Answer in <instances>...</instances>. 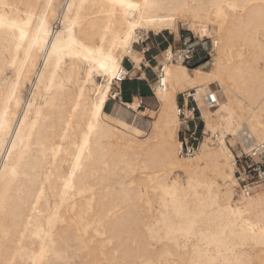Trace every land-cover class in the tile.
<instances>
[{"label": "bare ground", "instance_id": "obj_1", "mask_svg": "<svg viewBox=\"0 0 264 264\" xmlns=\"http://www.w3.org/2000/svg\"><path fill=\"white\" fill-rule=\"evenodd\" d=\"M178 23L216 46L209 68L160 61L145 144L105 107L125 58L145 79L134 45ZM179 94L204 124L192 157ZM242 135L237 154L264 145V0H0V264H264V183L239 190L225 142Z\"/></svg>", "mask_w": 264, "mask_h": 264}, {"label": "built area", "instance_id": "obj_2", "mask_svg": "<svg viewBox=\"0 0 264 264\" xmlns=\"http://www.w3.org/2000/svg\"><path fill=\"white\" fill-rule=\"evenodd\" d=\"M178 44L177 48L168 44L160 53V61L162 60L165 63L178 62L187 67H194L211 59L216 46L211 39L209 41L207 39L199 40L194 36L184 34L179 35ZM148 50L146 52H148ZM152 71L156 75V81L161 80L163 65L160 64V62H156ZM126 80L130 79H125L124 77L117 78V81L121 84ZM151 92L153 94L152 88ZM180 97L181 100L177 102L178 116L182 126V130L180 131L181 148L179 155L180 157H192L198 150V131L200 130L203 120L193 94H180ZM205 104L207 106L215 105V98L213 95L209 94L205 97ZM234 156L237 167L235 176L239 183V190L244 189L249 183L257 181H262L264 183L263 144L254 146L251 148L250 152L240 151L239 154L235 153Z\"/></svg>", "mask_w": 264, "mask_h": 264}, {"label": "rangeland", "instance_id": "obj_3", "mask_svg": "<svg viewBox=\"0 0 264 264\" xmlns=\"http://www.w3.org/2000/svg\"><path fill=\"white\" fill-rule=\"evenodd\" d=\"M185 28L186 27L183 26L182 23H178L179 35L184 34V35L194 36L192 33L186 31ZM210 36H212V35H210ZM261 36H262V31L258 30L257 37L259 39H262ZM194 37L196 38L197 36H194ZM144 38L145 39L143 40V42L140 41L139 44L134 45V49L137 52H141L142 49H146V50L149 49L148 52L143 54L144 61L141 64V70L145 74V79L144 80H138L137 79L140 75V72L139 71H137L136 73L132 72V71H136V70H133V68L131 69V66H130V63L128 62V59L125 58L123 61V67L129 71V79L130 80H126L125 82H123L120 85L121 101L116 100V101L107 102V105L105 107V111L110 112L115 105V112L117 111L120 115H122L125 118V120H126L125 123H127L130 126H133L136 129H138L139 133L137 135V137H138L137 140L138 141H144L145 144H150L149 143L150 141L155 142V140H151L149 138H152V136H154V132L152 131V124L151 123L154 121V119L157 115V110H158L157 102H156V100H155V98L151 92V84H153L156 81V75L154 74L152 69H154L156 62H160V59H161L160 53L162 52V50L164 48H166L168 46V44L174 48L178 47L179 36H176L173 33L170 34L168 31H164L161 34H156V35L153 33H150ZM205 39H207L208 41L210 40V38L209 39L205 38ZM240 51H242L243 53H246L247 49L245 48V46H240ZM210 60L211 59H209L207 61L208 63H206V61H205V62L200 63L199 65L201 66V64L205 63L204 65L207 68H209ZM199 65H197V67ZM262 65H263L262 61H259V66H262ZM195 67L196 66L188 67V68L191 69V68H195ZM6 73H7L6 76L10 75L9 72H6ZM111 90H113L112 87H111ZM22 94L26 95V91H22ZM131 95H134V97H138V100H140L141 109H139L138 112H133L132 110H129L126 107V104H125L126 108L121 105L122 102L127 103V104L130 103L132 101V99L134 98V97L132 98ZM176 100H177V102H179L181 100L180 94L177 95ZM146 109H147V111H146ZM143 111H144V113H143ZM151 112L153 114L152 116L149 115V114H151ZM142 113L145 115H141ZM114 118H117V117H114ZM117 119H119V118H117ZM119 120H121V119H119ZM203 126H204V124L202 123L200 130L198 131L199 142L201 141V136H202L201 132L203 130ZM179 138H181L180 134H179ZM245 138L247 139L246 135L240 136L239 139L235 138V140L234 139L230 140L231 137H228L225 142H226L227 147L235 155V153H237L236 148H238V146H239V144H238L239 141H241L242 139H245ZM248 141H253V140L249 139ZM146 174L150 175L149 172H147ZM135 175L136 174H134V176ZM128 176H133V173H130V175H128Z\"/></svg>", "mask_w": 264, "mask_h": 264}, {"label": "crops", "instance_id": "obj_4", "mask_svg": "<svg viewBox=\"0 0 264 264\" xmlns=\"http://www.w3.org/2000/svg\"><path fill=\"white\" fill-rule=\"evenodd\" d=\"M131 71H132V70H131ZM132 72H135V73H136L137 71H132ZM131 97L133 98L134 95H131ZM126 104H127V103H126ZM106 105H107V104H106ZM121 105H122L123 107H125L124 104L121 103ZM125 108H126V107H125ZM107 113H109V114H111L112 116L117 117V118L123 120L124 122H126L125 118H124L122 115H120L117 111L115 112V105H114L113 109H112L110 112H107ZM132 125H133V124H132ZM134 126H135V125H134Z\"/></svg>", "mask_w": 264, "mask_h": 264}]
</instances>
